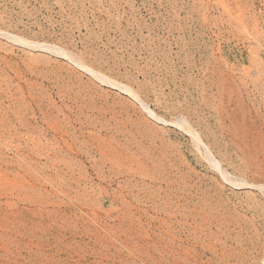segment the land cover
<instances>
[{
    "label": "rangeland",
    "instance_id": "374dc122",
    "mask_svg": "<svg viewBox=\"0 0 264 264\" xmlns=\"http://www.w3.org/2000/svg\"><path fill=\"white\" fill-rule=\"evenodd\" d=\"M258 184L264 0H0V264H264Z\"/></svg>",
    "mask_w": 264,
    "mask_h": 264
},
{
    "label": "bare ground",
    "instance_id": "6f19581e",
    "mask_svg": "<svg viewBox=\"0 0 264 264\" xmlns=\"http://www.w3.org/2000/svg\"><path fill=\"white\" fill-rule=\"evenodd\" d=\"M125 90H126V88H125ZM127 91L130 93V94H132L134 97H136V95H135V93H133L130 89H127ZM150 115V114H149ZM152 116V115H151ZM180 124H182V125H184V127L186 128V130L190 133V135H192L193 136V138L195 139V141H196V143H197V145H199V144H201L202 145V149H203V151H204V153H205V156L208 158V160L212 163V165L214 166V168L216 169V171H218V173H220L221 174V177H223V178H225V174H227V173H225L224 174V172H223V170H222V168H221V166H220V164H219V162L218 161H216L215 159H214V156L212 155V153H211V151L209 150V148L206 146V145H204L203 144V142L201 141V138H200V136H199V134L198 133H196L195 131H193L192 130V128L190 127V126H188V124H186V123H184V122H181ZM197 131V130H196ZM188 133V134H189ZM203 155V154H202ZM207 160V159H206ZM209 162V163H210ZM210 163V164H211ZM228 176V174L226 175V177ZM228 178V177H227ZM229 178H231V177H229ZM235 179V178H234ZM236 182V183H235ZM234 182V184L235 185H239V186H241V185H247L248 183H247V181H245V180H242V179H240V181L238 180V181H235ZM257 185V184H256ZM258 186H261V187H263V190H262V192L264 191V184H258ZM259 189V188H258ZM259 190H261V189H259ZM242 215V214H241ZM244 216V215H243ZM250 220V219H249ZM247 222V221H246ZM248 224V223H247ZM240 241V240H239Z\"/></svg>",
    "mask_w": 264,
    "mask_h": 264
}]
</instances>
